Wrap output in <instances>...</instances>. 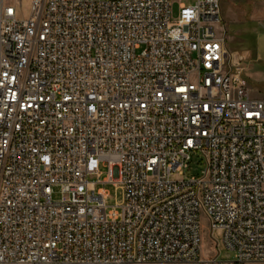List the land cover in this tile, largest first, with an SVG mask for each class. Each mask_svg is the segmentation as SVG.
I'll return each mask as SVG.
<instances>
[{
  "label": "built area",
  "instance_id": "obj_1",
  "mask_svg": "<svg viewBox=\"0 0 264 264\" xmlns=\"http://www.w3.org/2000/svg\"><path fill=\"white\" fill-rule=\"evenodd\" d=\"M221 25V0H0V264L264 263V98Z\"/></svg>",
  "mask_w": 264,
  "mask_h": 264
},
{
  "label": "rangeland",
  "instance_id": "obj_2",
  "mask_svg": "<svg viewBox=\"0 0 264 264\" xmlns=\"http://www.w3.org/2000/svg\"><path fill=\"white\" fill-rule=\"evenodd\" d=\"M230 53L233 56L232 61L235 58L240 60L242 77L246 81L252 96L255 98H264V53H262L263 56L260 58L255 55H250L249 57L238 55L236 57L232 52ZM203 168V155L200 152L193 153L189 167L184 170L183 174L176 173L173 179L179 180L191 176H198L201 174ZM107 190L110 193V198L106 201L108 206H114L122 202L123 193L121 189L109 185L107 186ZM200 220L202 224V256L207 258L218 255L222 261H232L234 259L233 253L229 252L223 246L221 231H212L209 218L205 213L201 214Z\"/></svg>",
  "mask_w": 264,
  "mask_h": 264
},
{
  "label": "crops",
  "instance_id": "obj_3",
  "mask_svg": "<svg viewBox=\"0 0 264 264\" xmlns=\"http://www.w3.org/2000/svg\"><path fill=\"white\" fill-rule=\"evenodd\" d=\"M221 19V31L226 36L227 48L230 52L236 57L263 56L264 0H221Z\"/></svg>",
  "mask_w": 264,
  "mask_h": 264
}]
</instances>
